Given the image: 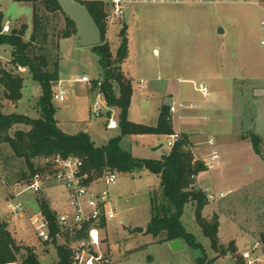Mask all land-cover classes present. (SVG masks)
<instances>
[{"label":"rangeland","instance_id":"obj_1","mask_svg":"<svg viewBox=\"0 0 264 264\" xmlns=\"http://www.w3.org/2000/svg\"><path fill=\"white\" fill-rule=\"evenodd\" d=\"M231 5L132 4L125 20L107 26V39L114 59L119 57L124 36L122 30H126L128 51L120 66L124 74L132 79L133 93L128 120L157 126L165 106L168 110L170 108V105L165 104V98L171 94L177 106V111L169 113L173 130H188L191 126L194 141L206 142L205 151L195 149L194 145L199 155L209 150L207 140L210 137L215 139L220 150L219 164L211 170L202 171L198 176V185L214 187L216 190H232L224 198L209 201L203 211L209 220L216 215L219 217V237L224 249L218 256L210 239L197 223L195 206L191 202L186 205L182 220L204 250L187 243L174 250L169 243L158 242L147 232V228L144 232H130L134 224L147 227L152 215L151 192L160 189V179L150 170L144 168L133 177L119 172L116 184L106 186L101 183V188H107L117 207V217L103 227L107 246L111 248L107 253L113 264H199V258L204 255L207 256L205 264H236L241 253L254 248L257 242L259 248L255 249L254 255L264 259V90L253 91L251 80L259 77L247 75L249 66L244 59L246 55L243 56L242 52L240 56L233 49L234 42L240 38L241 27L234 29L229 22V13L222 12V8ZM0 18L3 26H10V31L15 27L20 28L23 23L27 24L24 40L30 39L32 2L0 0ZM53 21L52 26L56 27L55 44L48 45V53L51 61L60 56L61 79L69 91L65 101L53 99L56 116L64 123L76 122L78 128L91 130L95 142L101 144L110 132L106 129V110L96 116L92 112L96 94L89 93L88 87L75 82L74 78L86 75L93 80V86L98 90L99 84L95 83L104 80V69L94 47L82 45L78 33H73L69 39L62 38L61 32L67 27L64 15L60 14ZM223 26L227 29L225 36L218 32L219 27ZM260 36V33L256 34L254 44L264 50V46L259 43ZM223 38L229 49L227 51L222 48L225 44L222 43ZM2 55L5 60L11 59L9 45H3ZM0 60L8 69L27 73L14 67L10 61ZM254 62H250V66ZM141 80L145 88L141 87ZM32 82L31 78L26 79L27 85ZM199 83H207L208 95L196 89ZM145 99L150 101V105L143 103ZM0 100L5 101L2 90ZM197 102L202 104L201 108L191 109L190 105ZM37 104V94L34 92L30 96L25 87L16 112L36 117L39 115ZM114 108L119 118L121 107ZM118 131L121 134V129ZM254 133L261 138L260 155L253 146L251 135ZM124 136L123 144L129 140L128 148L132 146V154L136 157L155 159L169 151L166 133H133ZM0 151V168L4 170L3 179L6 182L0 180V224L7 223L18 244L33 247L42 264H57L59 256L56 245L59 244L40 241L27 217L16 218L9 214L7 200L10 188L22 190L26 186V180H20L19 176L22 170H27V165L23 158L13 156L7 143L0 145ZM9 179L12 180L8 182ZM53 191L59 194L60 199H65L61 188H53ZM20 198L30 212L39 210L37 197L31 191H25ZM56 205L54 207L59 206L60 209L61 202ZM231 241L236 245L233 254L229 251Z\"/></svg>","mask_w":264,"mask_h":264},{"label":"trees","instance_id":"obj_2","mask_svg":"<svg viewBox=\"0 0 264 264\" xmlns=\"http://www.w3.org/2000/svg\"><path fill=\"white\" fill-rule=\"evenodd\" d=\"M15 1L32 2V34L28 41L24 40L28 28L25 23L20 28L15 27L9 33H4L2 18H0V50L3 45H9L11 64L16 68H26L27 75L31 76L40 87L38 116L32 117L18 112L5 113L3 110L5 101L18 102L23 97L26 75L18 69H8L0 60V90L5 97V101L0 100V145L7 143L14 157L25 160L27 170L20 172L19 179H25L28 183L34 173L44 169V159L54 154L83 158L85 170L93 176H99L107 170L135 173L137 170L146 168L160 178V189L151 192L152 215L147 232L152 234L158 242L180 239L191 247L203 248L195 235L186 229L182 220L185 207L191 202L195 206L197 223L204 235L210 239L212 248L219 256L224 249V244L219 237V217L216 215L209 220L203 215L209 200L203 189L196 183L197 176L207 169L202 161L194 158L191 151L183 148L184 144L191 143L188 137L183 134V139L177 142L162 159L136 157L121 145L122 137L126 134L166 133L169 135L174 130L167 106L161 112L157 126H146L128 120L133 87L132 81L126 77L120 66L128 51L126 30H122L124 36L119 57L114 59L107 39L105 1L80 0L88 7L102 33V42L93 46L99 63L104 69V80L99 86L100 90L110 106L121 107L118 120L121 134L112 137L103 146H96L87 132L70 134L64 131L56 119L57 109L53 103V87L60 79V56L55 61H51L47 47L55 44L54 28L56 27L52 26L54 19H57L60 14L67 19V27L61 32L62 38H68L73 33H77L75 23L62 11L58 0ZM99 81H96V85ZM251 137L254 149L260 155L261 138L255 133ZM0 171L3 176L4 170L0 168ZM11 180L9 179L8 182ZM41 204L46 213L53 218L54 213L50 209L49 202L42 200ZM83 235L79 233L77 236ZM56 247L59 256L57 264H69L70 250L61 245ZM229 251L232 254L235 253V242L231 241ZM206 260L207 256L204 255L199 258L198 263L205 264ZM17 261L21 264H42L34 248L18 244L7 228V223H2L0 224V264ZM236 264H244L243 259L237 258Z\"/></svg>","mask_w":264,"mask_h":264},{"label":"built area","instance_id":"obj_3","mask_svg":"<svg viewBox=\"0 0 264 264\" xmlns=\"http://www.w3.org/2000/svg\"><path fill=\"white\" fill-rule=\"evenodd\" d=\"M250 2L251 0H108L105 3V21L109 26L112 23L125 20L127 10L132 4H187V3H230ZM10 31V26L5 24L2 32ZM264 45V41L262 42ZM25 71L26 68L19 67ZM75 82L86 85L91 79L86 76L74 78ZM63 80H58L54 86L53 99L65 101L68 97V88L63 85ZM99 81V86L101 85ZM142 87H145L142 84ZM196 89L204 95L209 94L207 83H199ZM101 98L95 101L92 112L100 116L109 104L99 87ZM182 105V104H179ZM190 107L197 108L196 104ZM170 112L177 111L176 100H171ZM208 119V117H206ZM109 127H115L116 122L110 120ZM183 139V133L174 131L167 137V144L173 148L177 142ZM209 150L204 155H199L191 143L183 145L185 150L194 154L196 160L204 163L207 170L215 168L220 162V150L216 146L215 139L207 140ZM44 169L34 173L30 181L22 190L10 188L7 208L9 214L16 218H24L30 222L40 241L49 244H59L70 250L69 264H113L109 253L103 247L101 230L110 220L117 217V207L107 188H101V183L106 186L116 184L118 171L107 170L99 176H93L84 168V160L81 157L61 154L48 156L43 161ZM0 180L5 182L0 171ZM6 183V182H5ZM53 188H61L65 193V199H60L61 207L55 208L49 203L54 217H50L41 206L42 200H51ZM56 190V189H55ZM25 191H31L36 197L39 210L30 212L27 204L20 196ZM209 201H215L226 197L232 190H216L214 187L203 188ZM48 201V202H49ZM79 233L83 236L78 237ZM252 249L241 253L244 264H264V259L255 256V249L259 248L257 242ZM10 264H21L11 262Z\"/></svg>","mask_w":264,"mask_h":264},{"label":"crops","instance_id":"obj_4","mask_svg":"<svg viewBox=\"0 0 264 264\" xmlns=\"http://www.w3.org/2000/svg\"><path fill=\"white\" fill-rule=\"evenodd\" d=\"M81 1H89V0H81ZM105 3H107V1H105ZM230 3L232 4L231 5L232 7L222 8V12H223V14H225L227 12L229 13V22L234 26V29H236L237 27H241L240 38H239V40L234 42L233 49L236 50L240 56H241L242 52H243V56L246 55L244 57V59L247 61V64L249 66L247 69V72H246L247 75L259 77V78L251 80L252 81L251 83L253 84L252 85L253 91L264 90V50L259 49V47H256L254 44L256 34H259V33L261 35L260 39H259V43L261 42V45H263L262 42L264 41V0H251L250 2L241 1V2H230ZM221 28L222 27H219V29H221ZM222 29H223L222 32H219V31L218 32L220 35L225 36L227 33V29L224 26ZM31 34H32V32H31ZM31 34H30V37H31ZM79 39H80V37H79ZM225 42L226 41L223 38L222 43L224 44ZM222 48L224 49V51L229 50L226 48V43L222 46ZM2 49H3V47H1V50H0V58H2L4 61H10L11 59L5 60V58L2 55ZM250 62H254L255 64L253 66H250L251 65ZM25 72H27V71L25 70ZM24 74L26 75L24 88L25 87L28 88L30 96L33 95L34 92L38 96V94L40 92V87H39L38 83L36 81H34L31 76L27 75V73H24ZM126 77L129 78L127 75H126ZM27 78H31L33 80V82L29 83L27 85L26 84ZM97 79H94V81ZM129 79L132 81L131 78H129ZM60 80H62L61 79V73H60ZM91 81L92 82L86 84V86L88 87L89 93H91V94L95 93L96 94V96L94 97V99H95L93 102V104H94L96 100L101 98V96L99 93V87H98V90H96L95 87L93 86V83H94L93 80H91ZM142 84L145 85V83H143L141 80L140 81L141 87H142ZM24 88H23V90H24ZM142 88H145V87H142ZM165 99H167L165 101V104L168 101V99L174 100L171 97V94H167ZM19 101L18 102L5 101L3 110L6 108H9V107L10 108L7 110H4V112L5 113L16 112V110H17L16 107L19 104ZM145 101H146V99L143 100V103H145ZM195 104L197 105V108H201V106H202V104L200 102H197ZM149 105H150V101H149ZM190 108L192 109V107H190ZM105 110H106L105 112H106V119H107L106 129L110 130V132H109V135H108L107 139L105 140V142H102L101 144H97L95 142L93 136L91 135V130H88L87 128L86 129L78 128L79 126L76 122L64 123L61 120H59L57 118V116H56V119L58 121V125L64 131H66L70 134H76V133L81 132V131L87 132L90 135L92 141L94 142V144L96 146H103V145H106L112 137L120 135V131H118L120 129V127L118 125L119 118L116 115V111H115L114 106L109 105V107ZM192 116L197 117V115H189L188 117H192ZM207 117L209 118V116H207ZM110 120L116 122L115 127H109L108 126ZM187 129L188 130H182L179 132H182L183 134H185L188 137L191 144H193V146L194 145L196 146L195 149L199 148L200 151H205L207 149V146L205 145L206 142H203V141L195 142L193 139L194 138V133L192 132L193 128H191V126H189ZM124 138H125V136H123L122 140H121L122 147H124L126 150H128L132 153L134 151V149L132 148V146L130 149L128 148V145H130L129 140H127L126 142H124L125 144H123ZM170 150H171V148L169 147V151L166 154L162 153L160 158H155V159H162V157L167 155L170 152ZM152 159H154V158H152ZM140 171L141 170H137V172H135V173H139ZM135 173H124V174L133 177L135 175ZM198 176H197V180H196L197 185L199 183L198 182ZM199 187L204 188L203 186H199ZM53 194H57V193L56 192L54 193V191L51 192V200L49 201V203L52 205V207L57 206L56 205L57 202H60L59 197L55 196ZM57 208H59V206ZM150 220H151V218H150ZM149 222H148V224H149ZM105 225L103 227H105ZM135 227H142L143 228L142 232H144L147 228V227H144L142 225L140 226L139 224H134V228ZM131 229H133V228L129 229L130 232L135 233V232L131 231ZM101 234H102V238H103V247L108 252L109 249L111 250V248L107 246V237L103 233V228L101 230ZM19 240H22V239H19ZM163 243L168 244L169 242H163ZM182 243L184 245L183 241H182ZM116 245L118 246V244H116Z\"/></svg>","mask_w":264,"mask_h":264},{"label":"water","instance_id":"obj_5","mask_svg":"<svg viewBox=\"0 0 264 264\" xmlns=\"http://www.w3.org/2000/svg\"><path fill=\"white\" fill-rule=\"evenodd\" d=\"M62 11L75 23L77 33L80 37L81 44L84 46H94L102 42L101 30L90 13L88 7L80 0H58ZM222 28L219 32H222ZM149 103L148 100L144 104ZM167 105L171 104V99L166 102ZM133 232H142V227H135L131 229ZM172 249L176 250L183 246L180 239L172 240L169 242Z\"/></svg>","mask_w":264,"mask_h":264},{"label":"bare ground","instance_id":"obj_6","mask_svg":"<svg viewBox=\"0 0 264 264\" xmlns=\"http://www.w3.org/2000/svg\"><path fill=\"white\" fill-rule=\"evenodd\" d=\"M157 53V52H156Z\"/></svg>","mask_w":264,"mask_h":264}]
</instances>
